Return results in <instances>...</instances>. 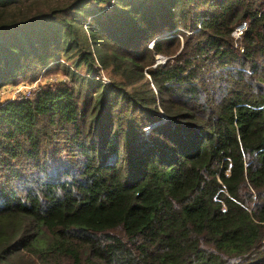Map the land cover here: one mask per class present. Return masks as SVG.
<instances>
[{"label": "trees", "instance_id": "16d2710c", "mask_svg": "<svg viewBox=\"0 0 264 264\" xmlns=\"http://www.w3.org/2000/svg\"><path fill=\"white\" fill-rule=\"evenodd\" d=\"M53 69L0 102V264H264V0H0V87Z\"/></svg>", "mask_w": 264, "mask_h": 264}, {"label": "built area", "instance_id": "2783aa9c", "mask_svg": "<svg viewBox=\"0 0 264 264\" xmlns=\"http://www.w3.org/2000/svg\"><path fill=\"white\" fill-rule=\"evenodd\" d=\"M248 21L246 19H243L239 21L235 26L233 27L231 31V35L234 39V46H241L239 43V38L247 28ZM242 49V47H240ZM163 60V59H162ZM166 60V58L164 59ZM102 78L104 80H108V77L103 72ZM5 87V88H4ZM33 86L26 84V83H17L16 85H12V87L9 86H1L0 87V102H6L9 99H16V98H24L29 97L33 94L32 90Z\"/></svg>", "mask_w": 264, "mask_h": 264}, {"label": "rangeland", "instance_id": "374dc122", "mask_svg": "<svg viewBox=\"0 0 264 264\" xmlns=\"http://www.w3.org/2000/svg\"><path fill=\"white\" fill-rule=\"evenodd\" d=\"M65 79H66V75L63 74V72L60 69H53V70L48 71L47 73L42 72L41 75L35 80L24 79L18 83H26V84L33 86L32 90L34 93L35 90L41 85H44L46 83H52V82L55 83V82H58L59 80H65ZM16 84L17 83H9L3 86L12 87V85H16Z\"/></svg>", "mask_w": 264, "mask_h": 264}, {"label": "water", "instance_id": "95a60500", "mask_svg": "<svg viewBox=\"0 0 264 264\" xmlns=\"http://www.w3.org/2000/svg\"><path fill=\"white\" fill-rule=\"evenodd\" d=\"M157 58H158V61H165L164 59L167 58V57L164 54L158 53L157 54Z\"/></svg>", "mask_w": 264, "mask_h": 264}]
</instances>
